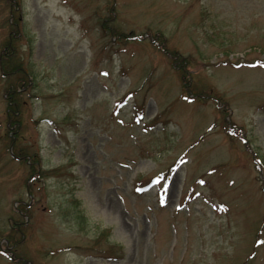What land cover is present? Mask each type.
<instances>
[{
    "label": "rangeland",
    "instance_id": "obj_1",
    "mask_svg": "<svg viewBox=\"0 0 264 264\" xmlns=\"http://www.w3.org/2000/svg\"><path fill=\"white\" fill-rule=\"evenodd\" d=\"M0 264H264V0H0Z\"/></svg>",
    "mask_w": 264,
    "mask_h": 264
},
{
    "label": "trees",
    "instance_id": "obj_2",
    "mask_svg": "<svg viewBox=\"0 0 264 264\" xmlns=\"http://www.w3.org/2000/svg\"><path fill=\"white\" fill-rule=\"evenodd\" d=\"M4 61L1 62V67L4 68ZM1 68V69H2ZM4 71V70H3ZM4 74L6 73V77H8L7 72H3ZM22 90L18 91H13L12 95L9 97V105H8V112H7V119L14 121L16 117H18L21 113V106L18 104L16 101L13 100L14 97H19L21 95Z\"/></svg>",
    "mask_w": 264,
    "mask_h": 264
}]
</instances>
